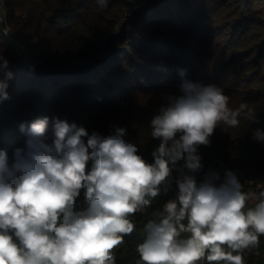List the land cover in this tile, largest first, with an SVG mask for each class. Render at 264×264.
<instances>
[{"label":"trees","instance_id":"trees-1","mask_svg":"<svg viewBox=\"0 0 264 264\" xmlns=\"http://www.w3.org/2000/svg\"><path fill=\"white\" fill-rule=\"evenodd\" d=\"M145 2L117 30L128 0H107L105 8L97 0H0V53L13 73L10 98L0 102V151L13 162L28 139L20 124L48 117L49 139L55 119L83 126L89 135L124 128V138L152 163L159 141L150 135V121L165 96L180 95L187 80L221 87L231 109L247 102L256 115L236 128L217 127L210 144L199 146L197 182L216 173L218 186L232 171L245 192L251 178L264 183V142L253 139L255 129L264 131V0ZM4 26L23 33L26 54L19 57ZM174 172L168 191L132 217L136 228L114 250L116 264H138L144 224L178 192ZM257 247L264 248V236ZM243 255L245 264H264L247 250Z\"/></svg>","mask_w":264,"mask_h":264},{"label":"clouds","instance_id":"clouds-1","mask_svg":"<svg viewBox=\"0 0 264 264\" xmlns=\"http://www.w3.org/2000/svg\"><path fill=\"white\" fill-rule=\"evenodd\" d=\"M97 3L107 7V0ZM12 78L0 53V102L10 98ZM229 101L217 85L183 81L180 95L165 96L150 121L159 141L152 163L119 126L108 136L89 135L55 119L49 139L48 117L21 123L26 147L11 163L0 151V264H116L114 250L136 228L132 217L168 191L174 170L176 198L144 224L138 264H245V250L264 236V190L243 191L232 171L218 186L216 173L199 183L195 177L198 148L210 144L217 127L255 121L249 103L231 109ZM253 139L264 142V131L255 129Z\"/></svg>","mask_w":264,"mask_h":264},{"label":"rangeland","instance_id":"rangeland-1","mask_svg":"<svg viewBox=\"0 0 264 264\" xmlns=\"http://www.w3.org/2000/svg\"><path fill=\"white\" fill-rule=\"evenodd\" d=\"M146 3V2H145ZM145 3H142L141 0H128V5L127 7L125 8L124 10V13H123V16L121 18H119L115 24V28L117 30H120L122 25L124 24V22L126 21V19L130 16H132L138 9H140L141 7H143V5ZM128 13V14H127ZM4 22H2L1 24H3ZM9 27V26H8ZM10 29V28H9ZM15 33V36H18L20 35V39L21 43H23L25 45V42H24V35L23 33L21 32H14ZM14 33H11V34H14ZM15 43V44H14ZM13 46L15 47V49L18 51V48L15 46L16 45V42L13 41L12 42ZM28 51L27 49L24 47V54H26ZM72 122H74V118L71 119Z\"/></svg>","mask_w":264,"mask_h":264},{"label":"built area","instance_id":"built-area-1","mask_svg":"<svg viewBox=\"0 0 264 264\" xmlns=\"http://www.w3.org/2000/svg\"><path fill=\"white\" fill-rule=\"evenodd\" d=\"M0 9H1V7H0ZM0 22H1V18H0ZM13 37L16 40V46L18 48V55H19V57H21L24 54L25 45L20 42V35L19 36H13ZM74 122H75V118H74ZM174 173H178V172H174ZM262 185H263V183L259 182L258 180H255V185H251L247 192L258 194L260 191H262ZM176 195H177V192L174 191L173 194L169 197V199L167 201H165L162 205L164 206L169 200L175 199ZM249 206H251V202H250ZM253 259L255 261H258V260L264 261V254L260 257H253Z\"/></svg>","mask_w":264,"mask_h":264},{"label":"bare ground","instance_id":"bare-ground-1","mask_svg":"<svg viewBox=\"0 0 264 264\" xmlns=\"http://www.w3.org/2000/svg\"><path fill=\"white\" fill-rule=\"evenodd\" d=\"M141 2L142 3H144L145 2V0H141ZM0 7H1V4H0ZM0 18H1V22H0V24L2 23V22H4V16L2 15V9H0ZM3 30L5 31V30H7V35L9 36V38H10V40H11V42H13V41H15L16 42V40H15V38L13 37V36H15V33L14 34H11V32H10V29H9V27L8 26H4L3 27ZM19 36V35H18ZM20 39H22V38H20ZM21 41V40H20ZM15 44V43H14ZM16 46V45H15ZM17 47V46H16ZM177 172V171H176ZM177 176L179 175V173H175ZM259 182H261V183H263L262 181H260V180H258ZM248 182H249V185H255V179H249L248 180ZM262 190H264V183H263V185H262ZM247 251H249V252H251L252 253V256L253 257H260V256H262L263 254H264V248L262 249V248H258V247H254V248H250V249H248Z\"/></svg>","mask_w":264,"mask_h":264},{"label":"water","instance_id":"water-1","mask_svg":"<svg viewBox=\"0 0 264 264\" xmlns=\"http://www.w3.org/2000/svg\"><path fill=\"white\" fill-rule=\"evenodd\" d=\"M146 1H148V0H146Z\"/></svg>","mask_w":264,"mask_h":264}]
</instances>
